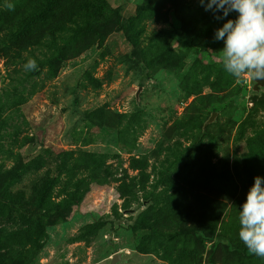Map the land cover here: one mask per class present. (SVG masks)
I'll return each instance as SVG.
<instances>
[{"label": "rangeland", "instance_id": "rangeland-1", "mask_svg": "<svg viewBox=\"0 0 264 264\" xmlns=\"http://www.w3.org/2000/svg\"><path fill=\"white\" fill-rule=\"evenodd\" d=\"M5 3L0 264H264L238 221L264 177V85L227 73L214 38L238 13Z\"/></svg>", "mask_w": 264, "mask_h": 264}, {"label": "clouds", "instance_id": "clouds-1", "mask_svg": "<svg viewBox=\"0 0 264 264\" xmlns=\"http://www.w3.org/2000/svg\"><path fill=\"white\" fill-rule=\"evenodd\" d=\"M205 10L220 12L216 19H224L236 12L235 19H227L215 32V39L222 40L223 69L240 82L245 75L255 81L264 80V0H200ZM11 9L10 3L4 5ZM26 71H33L37 64L28 60ZM239 239L249 254L264 259V177L256 176L247 193L246 201L238 214Z\"/></svg>", "mask_w": 264, "mask_h": 264}, {"label": "water", "instance_id": "water-1", "mask_svg": "<svg viewBox=\"0 0 264 264\" xmlns=\"http://www.w3.org/2000/svg\"><path fill=\"white\" fill-rule=\"evenodd\" d=\"M260 85H264V80H256L255 88H258V86H260ZM137 95H138V93H137ZM216 115H217V112L214 111L211 114L210 118L208 119L207 123L212 122L214 120V118L216 117ZM122 254H123L122 251L115 253L112 256V261H111L112 264H117L118 261H120L122 259Z\"/></svg>", "mask_w": 264, "mask_h": 264}, {"label": "trees", "instance_id": "trees-1", "mask_svg": "<svg viewBox=\"0 0 264 264\" xmlns=\"http://www.w3.org/2000/svg\"><path fill=\"white\" fill-rule=\"evenodd\" d=\"M117 22H118V23H120V22H121V20H120V18H119V17L117 18ZM121 28H124V27H123V26H121Z\"/></svg>", "mask_w": 264, "mask_h": 264}]
</instances>
